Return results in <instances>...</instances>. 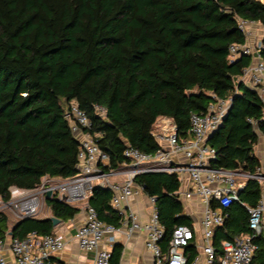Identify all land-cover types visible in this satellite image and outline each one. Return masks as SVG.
Instances as JSON below:
<instances>
[{
    "label": "trees",
    "instance_id": "trees-1",
    "mask_svg": "<svg viewBox=\"0 0 264 264\" xmlns=\"http://www.w3.org/2000/svg\"><path fill=\"white\" fill-rule=\"evenodd\" d=\"M237 17L262 26L264 60L260 0H0V199H9L12 186L31 189L44 176L76 174L80 143L64 116L70 102L85 112L90 125L83 130L94 135L108 156L102 167L111 170L129 162L127 146L144 153L159 148L151 135L157 118L171 117L186 136L191 113L204 112L216 98H231L222 124L207 138L216 151L210 164L254 173L263 102L252 86L237 81L252 56L229 58V46L245 41ZM133 180L155 197L165 249L175 226L192 224L174 194L177 174L145 172ZM260 196L256 179L239 191L250 206ZM110 198V189L94 185L87 202L100 220L117 226L120 216ZM45 205L62 221L80 210L55 197ZM227 213L213 235L217 255L223 239L248 230L240 202H232ZM31 231L52 234L54 226L40 217L10 225L0 211V237L21 239ZM255 242L250 264H264V240ZM185 250L191 259L195 249ZM120 254L115 244L112 264Z\"/></svg>",
    "mask_w": 264,
    "mask_h": 264
},
{
    "label": "built area",
    "instance_id": "built-area-1",
    "mask_svg": "<svg viewBox=\"0 0 264 264\" xmlns=\"http://www.w3.org/2000/svg\"><path fill=\"white\" fill-rule=\"evenodd\" d=\"M236 21L245 41L229 46V58L232 61L240 55L252 56L251 64L243 68L237 81H243L257 91L263 102L264 119V60L260 55L261 38H258L260 23L241 17ZM230 102L231 98H216L204 112L191 113L186 136L178 134L171 117L157 118L151 126V135L159 148L153 153H144L127 146L123 155L129 162L111 170L102 167L108 163V156L98 147L94 135L83 130L90 125L85 112L75 102H70L64 116L79 139L78 171L66 178L44 176L41 183L31 189L12 186L9 199H0V208L8 210L15 221L37 217L49 190L51 198L79 207L84 211V220L77 227L75 238L83 251L92 254L91 264H111V252L101 243L105 240L111 243L122 227L127 237L135 231L144 232V246L151 253L154 264H250L258 250L255 240H264V166L259 164L254 173L213 167L210 162L216 151L207 143L209 135L222 124ZM96 110L103 113L100 106H96ZM145 172L176 173L179 188L174 194L182 203L183 212L194 219L191 226L174 227L165 249L161 244L164 229L158 220L155 197L148 196L151 211L145 221L123 207L130 197L143 191L133 178ZM116 176H123V179L113 181ZM248 179H256L261 184V196L254 206L241 202L239 198V191ZM94 185L110 189V205L120 216L117 226L100 220L96 210L88 204ZM235 201L246 209L248 230L232 239H223L221 252L217 255L213 235L227 218V207ZM64 245L65 238L60 232L39 235L31 231L21 239L9 235L0 237V264H56L53 256ZM189 245L195 249L191 259L185 250Z\"/></svg>",
    "mask_w": 264,
    "mask_h": 264
},
{
    "label": "crops",
    "instance_id": "crops-1",
    "mask_svg": "<svg viewBox=\"0 0 264 264\" xmlns=\"http://www.w3.org/2000/svg\"><path fill=\"white\" fill-rule=\"evenodd\" d=\"M258 31V38L262 37L263 28L260 25ZM261 33V35H260ZM260 35V36H259ZM258 133V141L261 139L264 141V135ZM260 134V135H259ZM261 136V137H260ZM258 143V142H257ZM257 145V144H256ZM255 145V146H256ZM255 154L260 159V164L264 166V150L260 152L255 151ZM123 176L113 177V181H121ZM125 210L134 211L141 221H145L150 214L151 204L148 199V195L144 191L138 193L135 196L130 197L125 204H123ZM47 208V210L45 209ZM48 212L46 216H41L40 213L44 211ZM41 212L37 217L48 218L51 217V212L49 208L44 204ZM192 221L194 220L193 217ZM84 220V211L79 210L78 213L71 219L62 221L54 226V232H60L64 235L65 245L64 248L58 251L54 256L53 260L55 263L62 261L64 264H91L92 254L83 251L75 238V232L77 227ZM125 228H121L120 232L114 235L113 241L110 243L108 241H103L101 246L112 250L115 244L121 245V254L117 264H154V259L151 253L144 246L145 234L143 231H135L131 236L127 237L124 233ZM112 264V262H111Z\"/></svg>",
    "mask_w": 264,
    "mask_h": 264
},
{
    "label": "rangeland",
    "instance_id": "rangeland-1",
    "mask_svg": "<svg viewBox=\"0 0 264 264\" xmlns=\"http://www.w3.org/2000/svg\"><path fill=\"white\" fill-rule=\"evenodd\" d=\"M260 35H261V33H260ZM259 35V36H260ZM260 135V134H259ZM261 137V136H260ZM262 139V138H261ZM261 139H259V141H258V143H257V145L255 146V151L258 153V152H260L261 150H264V141H262ZM93 184H96V182H93ZM46 210H47V208H45ZM44 209V211L43 212H41L40 213V215L41 216H46L47 215V211ZM185 209H186V207H185ZM0 211H4V213L7 215V217H8V221H9V224L11 225L12 223H14L15 222V220H14V218L13 217H11V213L8 211V210H2L1 208H0ZM39 215V214H38Z\"/></svg>",
    "mask_w": 264,
    "mask_h": 264
},
{
    "label": "water",
    "instance_id": "water-1",
    "mask_svg": "<svg viewBox=\"0 0 264 264\" xmlns=\"http://www.w3.org/2000/svg\"><path fill=\"white\" fill-rule=\"evenodd\" d=\"M209 136H211V134ZM45 198H46V200H49L51 198V191L50 190L46 192ZM49 219L52 221L53 225H56L60 222V219H58L54 216L49 217Z\"/></svg>",
    "mask_w": 264,
    "mask_h": 264
}]
</instances>
